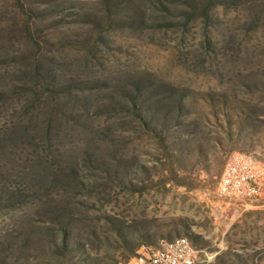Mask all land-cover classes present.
<instances>
[{
	"label": "rangeland",
	"instance_id": "obj_1",
	"mask_svg": "<svg viewBox=\"0 0 264 264\" xmlns=\"http://www.w3.org/2000/svg\"><path fill=\"white\" fill-rule=\"evenodd\" d=\"M236 153L264 162V0H0V264H264Z\"/></svg>",
	"mask_w": 264,
	"mask_h": 264
},
{
	"label": "built area",
	"instance_id": "obj_2",
	"mask_svg": "<svg viewBox=\"0 0 264 264\" xmlns=\"http://www.w3.org/2000/svg\"><path fill=\"white\" fill-rule=\"evenodd\" d=\"M264 181V162L253 163V156L236 153L228 160L219 181V192L225 198L247 202L258 196ZM128 264H203L186 242L164 247L163 251L138 252Z\"/></svg>",
	"mask_w": 264,
	"mask_h": 264
},
{
	"label": "bare ground",
	"instance_id": "obj_3",
	"mask_svg": "<svg viewBox=\"0 0 264 264\" xmlns=\"http://www.w3.org/2000/svg\"><path fill=\"white\" fill-rule=\"evenodd\" d=\"M253 163H258L256 160L253 159ZM186 242L188 245H192L193 253L200 255L202 253V250H200L196 245L193 244V242L188 237H180L173 241H162L159 246L154 248H148L147 250L151 251H163L164 247L167 246H178L180 243Z\"/></svg>",
	"mask_w": 264,
	"mask_h": 264
},
{
	"label": "trees",
	"instance_id": "obj_4",
	"mask_svg": "<svg viewBox=\"0 0 264 264\" xmlns=\"http://www.w3.org/2000/svg\"><path fill=\"white\" fill-rule=\"evenodd\" d=\"M193 244L197 246V244H195V243H193ZM197 247H198V246H197Z\"/></svg>",
	"mask_w": 264,
	"mask_h": 264
}]
</instances>
